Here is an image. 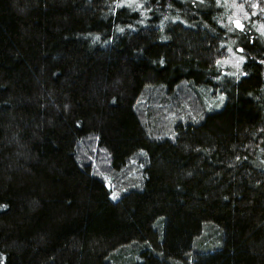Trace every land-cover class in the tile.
Instances as JSON below:
<instances>
[{"label": "trees", "instance_id": "trees-1", "mask_svg": "<svg viewBox=\"0 0 264 264\" xmlns=\"http://www.w3.org/2000/svg\"><path fill=\"white\" fill-rule=\"evenodd\" d=\"M0 264H264V0H0Z\"/></svg>", "mask_w": 264, "mask_h": 264}, {"label": "rangeland", "instance_id": "rangeland-1", "mask_svg": "<svg viewBox=\"0 0 264 264\" xmlns=\"http://www.w3.org/2000/svg\"><path fill=\"white\" fill-rule=\"evenodd\" d=\"M235 11L240 13V11H242V9L239 7V10L236 9ZM234 23L236 24V21H235ZM235 61H236V60H235L232 56H229V57H228V60L226 61V63H227L228 65H231V67H234L235 64H236Z\"/></svg>", "mask_w": 264, "mask_h": 264}, {"label": "snow or ice", "instance_id": "snow-or-ice-1", "mask_svg": "<svg viewBox=\"0 0 264 264\" xmlns=\"http://www.w3.org/2000/svg\"><path fill=\"white\" fill-rule=\"evenodd\" d=\"M236 23H237V26H238V27H241V28L243 27V25H242V24H240V22H239V21H237ZM113 198H115V194L113 195Z\"/></svg>", "mask_w": 264, "mask_h": 264}]
</instances>
